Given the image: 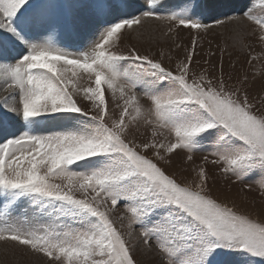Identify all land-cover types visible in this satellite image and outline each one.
Wrapping results in <instances>:
<instances>
[{"label": "snow or ice", "instance_id": "1", "mask_svg": "<svg viewBox=\"0 0 264 264\" xmlns=\"http://www.w3.org/2000/svg\"><path fill=\"white\" fill-rule=\"evenodd\" d=\"M164 6L0 0L6 252L46 264H142L144 250L158 264H264V204L254 213L214 195L207 167L264 188V0ZM226 25L242 76L226 78L222 58L219 75L194 67L199 32ZM181 28L197 33L190 46L168 43ZM206 148L190 179L165 167Z\"/></svg>", "mask_w": 264, "mask_h": 264}, {"label": "rangeland", "instance_id": "2", "mask_svg": "<svg viewBox=\"0 0 264 264\" xmlns=\"http://www.w3.org/2000/svg\"><path fill=\"white\" fill-rule=\"evenodd\" d=\"M143 3V0H140ZM38 2V0H33V3ZM51 3H69L71 0H50ZM182 0H164L163 11H167L171 6L181 3ZM259 12V8H257ZM232 25H226L222 27H216L210 29L207 33L200 31L198 34V55L196 60L199 61L198 65H194L196 68H208L210 71L213 70L215 66L216 74L219 75V64L221 58L223 59L224 72L227 78L228 73H232L235 77L236 75L242 76L247 69V65L244 63V57L240 56L239 53L231 47L232 41L230 37L233 35ZM193 35H197L195 30L188 29H178L176 33L171 34L168 40L169 44H181L183 46H190L191 39ZM63 41L67 44L74 43L73 38L65 33L62 37ZM246 43L255 44L254 38L246 37ZM227 45V47H226ZM183 52L181 50V56ZM208 61L209 63H205ZM235 64V68L232 65ZM174 66V65H173ZM257 69L260 65L257 64ZM255 90H259L260 81L257 80L253 85ZM87 107V105H85ZM211 151V148H206L204 152L195 153L194 160L192 162H187L182 159L184 154L181 156L173 157L172 164L166 165L165 167L169 172H177L178 174L183 170L185 176L191 178L192 168L201 162L202 156ZM211 159V158H210ZM210 174V186L214 195L220 196L221 199L234 200L238 205L247 206L249 210L254 213L260 212L262 204H264V188H261L258 184H252L251 188H246L245 184H251V181H245L244 183L233 182L234 177H224L222 173L219 172L217 166L207 165ZM21 207H24L23 205ZM122 209L117 211V215L120 214ZM125 224L127 221L124 222ZM137 259L142 262V264H158V257L150 254L147 250L137 253ZM0 264H46L43 258H38L31 254L21 256L19 251L15 253L11 250L5 251L4 246L0 245Z\"/></svg>", "mask_w": 264, "mask_h": 264}, {"label": "bare ground", "instance_id": "3", "mask_svg": "<svg viewBox=\"0 0 264 264\" xmlns=\"http://www.w3.org/2000/svg\"><path fill=\"white\" fill-rule=\"evenodd\" d=\"M139 3H142V2L139 0Z\"/></svg>", "mask_w": 264, "mask_h": 264}]
</instances>
